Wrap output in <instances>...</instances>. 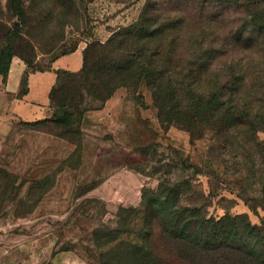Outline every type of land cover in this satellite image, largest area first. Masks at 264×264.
Segmentation results:
<instances>
[{
  "label": "rangeland",
  "instance_id": "rangeland-1",
  "mask_svg": "<svg viewBox=\"0 0 264 264\" xmlns=\"http://www.w3.org/2000/svg\"><path fill=\"white\" fill-rule=\"evenodd\" d=\"M144 2L23 0L19 16L0 0L6 58L34 71L74 53L80 60L79 70H57L49 118L22 119L14 98L0 95V264H142L145 242L154 249L142 196L163 181H189L208 216L247 214L264 226L255 146L264 148L263 131L219 135L202 126L194 139L159 121L145 77L119 87L105 109L86 91L93 79L82 72L88 44H104L113 30L135 23Z\"/></svg>",
  "mask_w": 264,
  "mask_h": 264
},
{
  "label": "trees",
  "instance_id": "trees-1",
  "mask_svg": "<svg viewBox=\"0 0 264 264\" xmlns=\"http://www.w3.org/2000/svg\"><path fill=\"white\" fill-rule=\"evenodd\" d=\"M144 1L135 23L113 30L104 44H88L82 72L93 78L89 95L105 103L119 87H135L145 77L159 121L194 139L202 126L219 135L264 132V0ZM6 9L22 16L23 0H7ZM104 50L114 57L102 58ZM12 59L0 51L3 77ZM255 146L264 175V148ZM190 188L189 181H163L144 191L154 249L145 242L142 264H264V226L247 214L208 216Z\"/></svg>",
  "mask_w": 264,
  "mask_h": 264
},
{
  "label": "crops",
  "instance_id": "crops-1",
  "mask_svg": "<svg viewBox=\"0 0 264 264\" xmlns=\"http://www.w3.org/2000/svg\"><path fill=\"white\" fill-rule=\"evenodd\" d=\"M79 61V57L74 53L53 61L50 69L32 71L22 60L13 58L6 77L0 75V89L2 90L0 95H11L14 98L12 109L22 119L49 118L54 111L49 94L56 83V71L59 69L79 70ZM23 77L26 78L25 91L19 94L18 90ZM110 103L111 99L106 101L102 109L107 108Z\"/></svg>",
  "mask_w": 264,
  "mask_h": 264
}]
</instances>
